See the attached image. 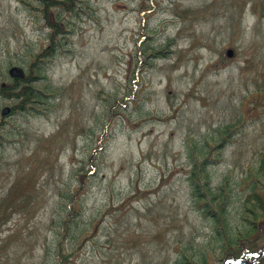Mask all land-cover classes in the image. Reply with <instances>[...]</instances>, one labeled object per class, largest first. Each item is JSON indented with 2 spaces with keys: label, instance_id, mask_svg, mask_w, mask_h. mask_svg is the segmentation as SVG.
I'll return each mask as SVG.
<instances>
[{
  "label": "rangeland",
  "instance_id": "1",
  "mask_svg": "<svg viewBox=\"0 0 264 264\" xmlns=\"http://www.w3.org/2000/svg\"><path fill=\"white\" fill-rule=\"evenodd\" d=\"M56 23L41 99L11 110L0 95V264H47L57 193L90 157L93 229L66 263L169 264L210 234L186 143L228 126L214 172L234 179L264 150V0H65L47 19L37 0H0V84Z\"/></svg>",
  "mask_w": 264,
  "mask_h": 264
},
{
  "label": "trees",
  "instance_id": "2",
  "mask_svg": "<svg viewBox=\"0 0 264 264\" xmlns=\"http://www.w3.org/2000/svg\"><path fill=\"white\" fill-rule=\"evenodd\" d=\"M37 1L45 19L49 9L59 10L65 3V0ZM66 7L71 10V6ZM58 25L49 26V29L53 28L49 35L50 43L41 54L36 55L33 64L22 60L28 70L25 77H14L9 84H0V95L13 101L11 110L26 108L27 104L41 99L48 89V85L41 86L42 83L47 84V79L37 61L43 55L54 53L53 36L59 29ZM227 134L228 126L220 127L213 130L208 138L191 140L185 145L186 182L197 205L196 212L207 222L210 234L202 240L189 238L187 244L179 246L178 255L169 264H210V259L222 264L223 260L232 257L248 262L225 264H264V254L256 259L253 255L245 256L264 248L252 245L264 233V150L256 155L254 168L240 178H230L228 171L217 174L214 165L219 163L218 157L222 159L223 150L228 145ZM91 158H87L85 165L72 177L69 176L77 183H70L57 193L55 216L50 222L52 240L43 247L47 264H68L67 259L76 250L81 238L93 229V219L84 218L86 191L79 192L83 176L94 170V163H89ZM88 165L90 170L85 172L84 168Z\"/></svg>",
  "mask_w": 264,
  "mask_h": 264
},
{
  "label": "water",
  "instance_id": "3",
  "mask_svg": "<svg viewBox=\"0 0 264 264\" xmlns=\"http://www.w3.org/2000/svg\"><path fill=\"white\" fill-rule=\"evenodd\" d=\"M231 54H232V50L230 49V48H228L227 50H226V55H228V56H231ZM8 73L11 75V76H19V77H23L24 76V71H23V69L21 68V67H19V66H11L9 69H8ZM6 111H8V107H4V109L2 110V113H4V112H6ZM263 252V251H262ZM261 252V253H262ZM238 259H236V261H237Z\"/></svg>",
  "mask_w": 264,
  "mask_h": 264
}]
</instances>
